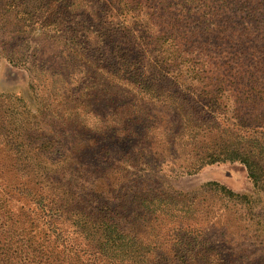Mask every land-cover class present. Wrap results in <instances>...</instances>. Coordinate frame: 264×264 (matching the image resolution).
I'll list each match as a JSON object with an SVG mask.
<instances>
[{
    "label": "trees",
    "instance_id": "1",
    "mask_svg": "<svg viewBox=\"0 0 264 264\" xmlns=\"http://www.w3.org/2000/svg\"><path fill=\"white\" fill-rule=\"evenodd\" d=\"M45 1L0 0V24L10 27L0 28V57L28 66L33 91L40 69L64 84L70 78L76 85L83 82L77 70H48L39 65L36 52L29 53V24L57 25L74 6L70 0H49L43 7ZM34 2L37 12L44 8L48 14L43 23L28 8ZM242 8L264 14V0L246 1ZM88 19L90 27L106 30L102 38L113 47L114 63L95 69L105 84L104 97L114 98L112 125L102 124L97 139L70 144L68 155L52 158L55 138L67 130L86 131L81 116L87 111L53 113L49 121L46 112L31 117L24 100L0 93V149L26 182L14 187L0 182V264H231L222 253L228 242L214 246L208 232L225 229L226 238L224 208L251 205L249 197L209 182L204 187L215 204L205 207L204 217L191 219L192 199L170 193L167 184L206 167L239 163L264 192V79L232 69L228 76L207 79L198 92L166 68L147 64L146 50L128 26H109L102 12L92 11ZM65 34L57 40L64 39L79 55L76 33ZM227 91H234L231 111L230 98L224 100ZM47 119L60 126L49 138L42 127ZM42 137L38 147L35 140ZM167 218L181 223L170 241L158 234L159 221Z\"/></svg>",
    "mask_w": 264,
    "mask_h": 264
},
{
    "label": "rangeland",
    "instance_id": "2",
    "mask_svg": "<svg viewBox=\"0 0 264 264\" xmlns=\"http://www.w3.org/2000/svg\"><path fill=\"white\" fill-rule=\"evenodd\" d=\"M48 1L43 2V7ZM62 1L58 0L59 4ZM246 1L259 4L263 0H70L74 6L67 12L68 16L71 14L69 19L64 15L59 24L49 27L47 24L30 23L33 32L27 35L26 40L31 46L29 53L38 54L39 65L48 70L58 67L62 72H66L68 67L73 68L77 74L81 73L79 79L83 82L76 85L70 78L66 80L68 84H64L60 77L48 78L47 72L40 69L39 83H35L37 90L33 91L28 66L14 65L0 57V93L24 100L31 117L38 115L40 110L46 112L49 121L54 117L53 113L76 108L87 111V115L81 116L86 131L78 135L67 130L62 137L55 138L56 152L49 156L58 158L68 155L70 144L97 139V128L105 123L112 125L116 110L111 104L114 98L108 99L104 97L107 93L101 92L105 84L99 72L95 71L99 64L114 63L110 59L113 47L102 38L106 34L105 29L90 27V12H102V16L105 13L109 26H128L146 50L147 64L166 68L181 83L200 92L207 79L214 75L228 76L232 69L245 77L256 75L258 79H264V14L261 10L252 12L242 8ZM103 2L106 3V10ZM82 5H85L84 9H81ZM35 6L39 4L31 3L28 8L34 19H43V23L48 14L44 8L42 13L37 12ZM89 18L92 20L91 16ZM8 26L0 24V28ZM70 29L78 37L74 48L79 55L73 53L67 42H62L64 39L57 40ZM233 92L227 91L224 98H230V111L234 108V97H230ZM124 97L129 98L127 94ZM48 119L45 122L49 127L45 122L42 127L46 129L44 133L49 132L46 135L49 138L51 129L59 130L60 126L48 122ZM44 138L36 139L35 144L41 147ZM7 157V153L0 149V182L7 187L22 185L24 181L11 168ZM209 182H217L251 200V205L230 203L224 208L228 224L226 238L221 235L225 229L220 233L211 229L208 233L212 244L221 245L222 240L228 242L226 249L222 250L227 263L264 264V192L255 188L243 165L226 163L206 167L193 176L168 179L167 187L172 194L178 192L187 195L188 200L192 199L188 218L195 219V215L204 217L201 213L205 207L215 204L214 194L204 187ZM16 197L19 199L20 196ZM180 224L178 219L160 220L158 234L165 241L173 240L179 234Z\"/></svg>",
    "mask_w": 264,
    "mask_h": 264
}]
</instances>
